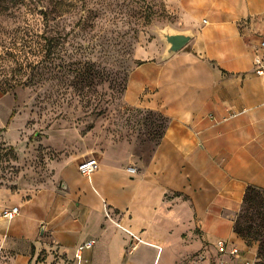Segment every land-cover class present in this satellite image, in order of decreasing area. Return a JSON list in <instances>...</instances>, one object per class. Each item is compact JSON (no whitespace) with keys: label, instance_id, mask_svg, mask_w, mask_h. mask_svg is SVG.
I'll return each instance as SVG.
<instances>
[{"label":"rangeland","instance_id":"rangeland-1","mask_svg":"<svg viewBox=\"0 0 264 264\" xmlns=\"http://www.w3.org/2000/svg\"><path fill=\"white\" fill-rule=\"evenodd\" d=\"M4 1L0 211L16 206L20 214L7 218L0 213V264H42L44 252L34 263L29 258L34 250L25 243L32 229L29 217L78 215L82 209L74 197L94 215L100 213L93 181L74 173V162L77 167L107 153L141 171L161 140L168 117L152 108L130 106L123 96L134 65L165 47V34L178 31L181 23L165 0H21L14 7ZM66 159L74 162L62 167ZM136 184L120 179L112 183V200L121 205L132 194V203L125 208L104 204L103 213L133 228L139 238L165 247L168 252L162 253L159 264L218 263V238L205 233L197 219L203 209L198 189L194 198L182 189L154 192L150 187L138 201ZM188 200L191 206L182 204ZM216 232L227 233V225L222 223ZM135 243L127 242V249ZM248 244L257 250L255 241ZM60 257L76 263L66 254H55L49 264H58Z\"/></svg>","mask_w":264,"mask_h":264},{"label":"crops","instance_id":"crops-1","mask_svg":"<svg viewBox=\"0 0 264 264\" xmlns=\"http://www.w3.org/2000/svg\"><path fill=\"white\" fill-rule=\"evenodd\" d=\"M165 2L181 23L174 33L190 35V39L174 53H167L166 44L151 57L140 59L129 73L123 96L130 106L152 108L168 117L161 140L145 167L141 171L136 167L134 175L126 172V164L117 163L107 153L96 158L98 168L88 180L93 181L98 215L74 197L82 209L78 215L29 217L32 229L26 233L25 243L34 249L29 256L33 263L42 252L46 255L42 264H49L55 254L73 259L78 245L93 239L97 246L91 247L85 259L75 258V263L60 257L56 263L159 264L162 253L168 252L165 247L137 242L129 251L130 233L137 236L133 228L103 213L104 204L125 208L132 203V194L121 205L112 200L110 185L117 179L137 183L138 201L146 197L145 188L154 192L167 187L182 189L194 198L198 189L203 209L197 219L203 231L213 238L234 241L244 257L255 258L256 248L246 246L232 226L247 186L264 190V73L256 75L253 64L264 40V0ZM71 162L74 160L66 159L62 167ZM76 168L74 162V173ZM182 204L191 206L193 202ZM222 223L228 232L217 235Z\"/></svg>","mask_w":264,"mask_h":264},{"label":"trees","instance_id":"trees-1","mask_svg":"<svg viewBox=\"0 0 264 264\" xmlns=\"http://www.w3.org/2000/svg\"><path fill=\"white\" fill-rule=\"evenodd\" d=\"M8 2L14 7L21 0H8ZM4 3V0H0V11L5 8ZM232 228L246 246L250 247L249 240L258 244L256 264H264V190L247 186L241 208L233 219Z\"/></svg>","mask_w":264,"mask_h":264},{"label":"built area","instance_id":"built-area-1","mask_svg":"<svg viewBox=\"0 0 264 264\" xmlns=\"http://www.w3.org/2000/svg\"><path fill=\"white\" fill-rule=\"evenodd\" d=\"M260 53L255 56L253 64H254V73L256 75H262L264 73V40L259 43ZM98 168V162L95 158L85 159L81 164L77 166V170L80 175L90 177V175ZM126 172L134 175L136 173V168L134 166H127ZM0 213L7 218H13L19 213L18 207H11L9 209H5L0 211ZM132 243L138 242L139 239L135 238V235L130 233ZM137 237V236H136ZM139 238V237H137ZM135 239V241H134ZM135 243V245H136ZM95 244V240L89 239L82 242L77 247V252L75 254V258L80 261L82 251L85 249L91 248ZM131 246L132 248L135 247ZM215 247L218 249V252L221 254V259L217 264H256V258H246L243 256V250L239 247L238 244L234 243V241L218 239L214 243Z\"/></svg>","mask_w":264,"mask_h":264},{"label":"water","instance_id":"water-1","mask_svg":"<svg viewBox=\"0 0 264 264\" xmlns=\"http://www.w3.org/2000/svg\"><path fill=\"white\" fill-rule=\"evenodd\" d=\"M189 39H190V35L184 33L165 34V41L166 44L168 45L167 53L171 54L180 50L182 47L185 46V44L188 43Z\"/></svg>","mask_w":264,"mask_h":264},{"label":"bare ground","instance_id":"bare-ground-1","mask_svg":"<svg viewBox=\"0 0 264 264\" xmlns=\"http://www.w3.org/2000/svg\"><path fill=\"white\" fill-rule=\"evenodd\" d=\"M105 216H106V215H105ZM116 225H117L119 228H121L122 230L127 231L126 228H124V227L121 226L120 224H117V223H116ZM127 232H128V231H127ZM128 233H129V232H128ZM135 238H136V239H139V240H138V243H140V244H143V245H146V246H150V247H156V248L160 247L159 245H157V244H155V243H153V242H151V241H148V240H146V239L137 238L136 236H135Z\"/></svg>","mask_w":264,"mask_h":264}]
</instances>
